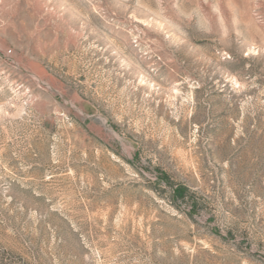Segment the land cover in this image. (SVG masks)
Here are the masks:
<instances>
[{
  "label": "rangeland",
  "instance_id": "rangeland-1",
  "mask_svg": "<svg viewBox=\"0 0 264 264\" xmlns=\"http://www.w3.org/2000/svg\"><path fill=\"white\" fill-rule=\"evenodd\" d=\"M0 264H264V0H0Z\"/></svg>",
  "mask_w": 264,
  "mask_h": 264
},
{
  "label": "trees",
  "instance_id": "trees-1",
  "mask_svg": "<svg viewBox=\"0 0 264 264\" xmlns=\"http://www.w3.org/2000/svg\"><path fill=\"white\" fill-rule=\"evenodd\" d=\"M183 193L184 192H183V190H181V188H177L176 191H175V194H176L175 196H181L182 197Z\"/></svg>",
  "mask_w": 264,
  "mask_h": 264
}]
</instances>
